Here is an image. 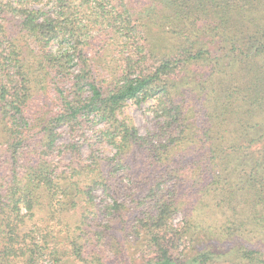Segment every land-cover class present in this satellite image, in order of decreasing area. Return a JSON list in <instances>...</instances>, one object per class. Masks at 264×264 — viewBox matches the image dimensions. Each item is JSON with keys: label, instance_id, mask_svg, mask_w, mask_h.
Segmentation results:
<instances>
[{"label": "trees", "instance_id": "trees-1", "mask_svg": "<svg viewBox=\"0 0 264 264\" xmlns=\"http://www.w3.org/2000/svg\"><path fill=\"white\" fill-rule=\"evenodd\" d=\"M0 264H264V0H0Z\"/></svg>", "mask_w": 264, "mask_h": 264}, {"label": "rangeland", "instance_id": "rangeland-1", "mask_svg": "<svg viewBox=\"0 0 264 264\" xmlns=\"http://www.w3.org/2000/svg\"><path fill=\"white\" fill-rule=\"evenodd\" d=\"M38 6H40V4L36 7L38 8ZM73 70H77V67H74ZM152 105L153 101L151 100H148L147 102L141 103L139 105H136L132 102H128L125 107L121 110L120 118L126 120L127 123L133 125L140 135H144L147 131H150L155 124L154 115L151 110ZM61 131L62 137L60 141L61 143H66V131L65 129H61ZM98 200L99 198H96V201Z\"/></svg>", "mask_w": 264, "mask_h": 264}]
</instances>
